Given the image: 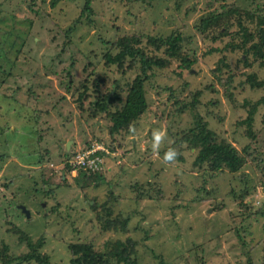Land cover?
<instances>
[{"label": "rangeland", "instance_id": "1", "mask_svg": "<svg viewBox=\"0 0 264 264\" xmlns=\"http://www.w3.org/2000/svg\"><path fill=\"white\" fill-rule=\"evenodd\" d=\"M85 3L0 0V264H41L22 260L30 245L45 264H125L124 251L136 264H264V0ZM210 13L221 20L201 34ZM169 36L190 69L149 42ZM124 39L165 63L147 71L146 111L111 135L142 66L108 62ZM195 120L237 149L238 171L197 163L179 141ZM87 153L93 166L72 172Z\"/></svg>", "mask_w": 264, "mask_h": 264}, {"label": "trees", "instance_id": "2", "mask_svg": "<svg viewBox=\"0 0 264 264\" xmlns=\"http://www.w3.org/2000/svg\"><path fill=\"white\" fill-rule=\"evenodd\" d=\"M84 12H86V14L91 12L90 0H86ZM220 20L221 15L210 13L200 20L197 29L199 33L203 34L204 32L208 31L209 28L217 26ZM263 37L264 32L262 34V38ZM149 42L152 43V45L157 50L163 48L165 54L171 59H180L178 53L181 49L180 45L183 43L182 37L169 36L167 38H149ZM118 45L122 47V50L115 56L106 54L108 62L114 64L121 61V59L125 57H129L132 60H134L135 58H139L142 66L139 76L135 79L132 86L128 90L125 99L122 100L118 95L115 98V102H117V104H121V106L110 115L111 126L109 127V133L111 135H114L119 131L127 128L132 122L136 121L146 111L148 104L145 99L144 82L148 79L147 71L150 70L153 66L162 68L165 63L162 59H145L143 51L140 48L133 47L127 39L119 41ZM180 62L182 64V67L187 69L191 68V62L188 59H180ZM262 100H264V98H262ZM97 103L99 110L107 109L106 101H102L99 99L98 102H95V106ZM256 109L257 107L253 106L249 110L247 118L241 122L242 125L247 127V136L250 138L254 137L252 134V127ZM3 132L4 131H2V133ZM179 141L185 142L191 147L197 149V163H199L200 165L209 163L208 165L211 171H218L221 168H226L228 171L234 173L241 168L242 160L237 154L239 153L237 149L225 140H218L215 133L207 128L204 123H201L200 120H195L194 127L191 128L188 132L183 133ZM169 149L171 148H168L163 153H167ZM246 150L247 149L245 148V151ZM174 151L175 153H177L176 150ZM30 249L32 253L26 255L24 258H22V260L35 261L41 264H45L44 256H41L32 245H30ZM89 254L92 255L91 252ZM116 256L125 264H136V262L129 259L128 253L125 251L122 253H116ZM95 263L103 264L105 262L95 261ZM76 264H80V262H76Z\"/></svg>", "mask_w": 264, "mask_h": 264}, {"label": "built area", "instance_id": "3", "mask_svg": "<svg viewBox=\"0 0 264 264\" xmlns=\"http://www.w3.org/2000/svg\"><path fill=\"white\" fill-rule=\"evenodd\" d=\"M91 155L88 156V153L86 155H83L82 157H77L75 161H73L72 163H67V165L69 164V167L71 168V171H79V170H85V168L88 166V168L90 169L93 165L92 163L89 165L88 164V160L91 159L90 158Z\"/></svg>", "mask_w": 264, "mask_h": 264}, {"label": "clouds", "instance_id": "4", "mask_svg": "<svg viewBox=\"0 0 264 264\" xmlns=\"http://www.w3.org/2000/svg\"><path fill=\"white\" fill-rule=\"evenodd\" d=\"M161 139V135L159 132L155 134V140L158 145L159 140ZM175 156V151L172 149H169L168 152L165 154L164 159L165 160H171Z\"/></svg>", "mask_w": 264, "mask_h": 264}, {"label": "water", "instance_id": "5", "mask_svg": "<svg viewBox=\"0 0 264 264\" xmlns=\"http://www.w3.org/2000/svg\"><path fill=\"white\" fill-rule=\"evenodd\" d=\"M22 210L26 213V215H28V212L24 210V208H22Z\"/></svg>", "mask_w": 264, "mask_h": 264}]
</instances>
